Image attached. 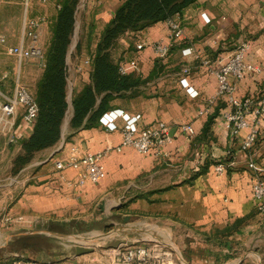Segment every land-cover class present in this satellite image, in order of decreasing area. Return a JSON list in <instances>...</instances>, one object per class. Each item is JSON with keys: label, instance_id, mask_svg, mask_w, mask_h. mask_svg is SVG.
Listing matches in <instances>:
<instances>
[{"label": "crops", "instance_id": "1", "mask_svg": "<svg viewBox=\"0 0 264 264\" xmlns=\"http://www.w3.org/2000/svg\"><path fill=\"white\" fill-rule=\"evenodd\" d=\"M37 2L44 12L30 17L31 0L23 1L25 16L19 44L24 39L25 20L41 19L39 35L45 51L61 3L60 0ZM124 2L79 0L75 11L76 41L71 48L75 51L66 61L71 100L93 85V56L97 45ZM15 4L19 1L0 0V26L9 23L6 10ZM202 14L210 23L203 21ZM179 21L181 37L164 60L155 56L153 45L168 40L170 29L166 21L125 33L111 51V62L120 76L143 82L128 91L112 94L108 111L120 109L129 115L139 114L141 127L164 123L169 128V143L157 156L142 155L131 147L117 151L122 142L120 131L109 132L99 122L90 128L72 129V109L66 127L61 129L59 147L45 151L46 157L39 156L34 165L23 170L25 176L17 182L22 186L20 192L13 198L9 194L17 186L0 185V189L9 188L8 194L0 195V263L14 255L45 264L22 253L20 256L8 253V256L5 244L13 238L31 241L40 234L36 228L42 226H68L95 215L108 217L126 207L131 211L160 214L168 227L169 240L165 243L171 244L173 237L179 241L190 238L191 264H209L218 258H228L229 264H247L248 259L264 264V221L260 219L252 193L254 178L259 176L264 180V111L256 116L253 108L249 110L245 115L248 127L237 135L231 133L224 120L227 112H235L226 98L215 100L207 115H199L217 95L214 71L219 68L220 59L227 58L244 43L250 46L246 62L258 67L260 72H252L243 80L232 79L235 98L239 101L251 98L253 107L264 99V0H198L182 12ZM138 45L144 48L139 51ZM25 61L35 62L41 68L33 86L36 94L44 67L35 60ZM121 67L126 70L125 75L120 74ZM20 71L21 67L18 74ZM153 72L159 74L151 77ZM22 114L19 108L14 118V143L18 144L28 139L34 126L24 124ZM211 117L215 118L203 135ZM182 125L192 126L194 136L182 133ZM253 129L254 144L244 150V141ZM87 154H104L102 165L106 177L97 184L87 182L83 188H76L77 171L71 167L58 170L56 164ZM251 160L256 171L248 168ZM219 162L230 164L222 174L214 170ZM13 228L22 230L7 234ZM61 259L68 261L52 260L46 264L111 262V256L101 261L89 254L64 255Z\"/></svg>", "mask_w": 264, "mask_h": 264}, {"label": "built area", "instance_id": "2", "mask_svg": "<svg viewBox=\"0 0 264 264\" xmlns=\"http://www.w3.org/2000/svg\"><path fill=\"white\" fill-rule=\"evenodd\" d=\"M46 3V0H39ZM203 21L208 24L210 20L205 14L201 15ZM170 35L166 42L161 41L153 45V51L158 59H166L170 54L173 44L181 37L179 16H175L166 21ZM43 20L26 19L24 22V39L21 44L10 45L4 36H0V45L4 48L5 54L15 57L19 62L25 60L38 61L44 67L45 51L40 43L39 29ZM143 45H138L137 50H142ZM250 46L247 43L241 44L230 56L220 59V66L214 71L218 82L216 97L209 102V105L199 112L200 116H205L211 110L214 101L219 98H226L228 106L235 112H227L224 120L228 129L233 135H237L241 130L248 127L245 115L253 108V113L259 116L264 111V99L256 102V107L251 98L239 101L235 98V86L232 79L243 80L252 72H260L258 67H254L246 62V56ZM121 75L126 74L124 67L119 69ZM191 96L195 93L188 88ZM22 108L23 122L26 125H33L38 116V106L33 94L18 80L14 94L11 98L5 97L0 90V135H6L9 142L14 143L15 137L14 118L17 110ZM119 121L121 124L119 125ZM142 116L139 114L129 115L123 110L116 109L105 112L99 118V124L109 132L120 131L122 134L121 145L116 149L121 151L125 147H131L142 155H159L162 147L170 141L169 128L162 122H155L148 127H141ZM180 131L188 136H194L195 131L190 125H182ZM256 138L253 129L246 137L243 149L252 148ZM104 154H87L77 159L73 157L67 162L56 164L58 170L73 168L77 171L76 188H83L87 182L97 184L106 177L105 169L102 165ZM230 167L229 163L220 162L214 166L217 174L226 172ZM248 168L256 171V165L251 160ZM253 198L257 204L260 219L264 221V180L256 176L252 185ZM7 220V219H6ZM12 264H39L34 260L20 259ZM110 264H184L178 257L177 251L171 244L162 241H151L149 244L121 243L114 248L111 254Z\"/></svg>", "mask_w": 264, "mask_h": 264}, {"label": "rangeland", "instance_id": "3", "mask_svg": "<svg viewBox=\"0 0 264 264\" xmlns=\"http://www.w3.org/2000/svg\"><path fill=\"white\" fill-rule=\"evenodd\" d=\"M17 1H19V4L11 5L6 10L9 23L4 26H0V36L6 37L12 44H19L20 42L22 37L21 27L25 16L23 6L24 0ZM63 1L65 0H60V3ZM38 3L39 2H37V0H31V8L28 13L30 17H36L43 14V7H41ZM78 3L79 0L77 5ZM76 26L77 25H74V32L67 54V59H70V54H73L75 51V49L73 50L71 48L74 46V42L76 41ZM2 30L6 31L3 32ZM116 44L117 41L112 49L116 46ZM48 47L49 43H47V46L45 47V53ZM112 49H109L110 57L112 56ZM94 57L95 55L93 56V59ZM19 67H21L20 74H18ZM40 69L41 68H39L35 62L31 61H24L22 64H19L14 57L6 55L0 45V90L5 97L11 98L13 96L14 88L18 80L33 94V96H36L33 86L35 85ZM67 101L68 110L62 125L63 129L66 127L65 122L68 120L70 114L69 112L72 110V100L70 98L69 91ZM22 144L23 142L19 144H11L7 141V136L0 135V185L13 184L17 186L14 189L12 188L11 190L13 191L9 194V196L12 195L13 198L22 188L21 185L17 184V182L24 178L23 176H25V172L23 173V170L31 165H34L35 160L39 158V156L40 159L46 157L48 153L45 151L49 150H42L40 151L42 153L38 152L40 154L36 153L31 162L20 168L21 165L18 164L17 166L16 159L23 154ZM58 147L59 145L51 148V150L57 149ZM8 192V187L0 189V195L2 193L8 194ZM13 198L8 199L7 205L13 200ZM122 210L123 211H120L119 213H113L112 215H108V217L103 218L95 215L94 218L75 221L74 224L68 226L53 225L48 227L42 226L39 229L36 228L40 234L35 235V239L22 242L21 240L13 238V241L5 244L4 251H6L7 254H19V256L22 253L25 257L34 258L45 264L46 262H51L52 260H58L56 263H63L67 262L68 259L63 260L61 259L62 256L76 255V248L82 246L93 250V252L89 255L96 257L101 261H106L109 259V256H111L114 248L121 243L146 245L155 239V241L163 242L169 240L166 237L168 234V227L165 223L167 222H165L160 214L156 215L142 211H131L126 207ZM19 230L22 229L13 228L7 230V234H16ZM188 240H190V238H186L185 241H179L173 237V239H171V245L177 251L178 257L183 263L186 262L187 264H191L189 260L191 255L189 248L190 242ZM17 241L20 243H17ZM1 245L2 244L0 243V246ZM20 259L22 258L11 255L6 259L1 260L0 264H12L14 261ZM23 259L28 260L26 258ZM226 259L228 258L214 259V261H211L209 264H229V261ZM247 264H256V261L248 259Z\"/></svg>", "mask_w": 264, "mask_h": 264}, {"label": "trees", "instance_id": "4", "mask_svg": "<svg viewBox=\"0 0 264 264\" xmlns=\"http://www.w3.org/2000/svg\"><path fill=\"white\" fill-rule=\"evenodd\" d=\"M197 1L125 0L105 28L97 45L93 59V85L85 88L71 101L73 114L70 127L72 129L94 126L108 111L112 94L128 91L143 82L120 76L117 67L111 62L109 49H112L118 38L127 32L141 31L158 22L180 16L185 9ZM77 2L78 0L63 1L53 24L52 38L44 55V72L35 96L38 116L32 134L23 141V154L16 159L17 166L21 165L20 168L31 162L36 153L54 148L61 141V129L68 110L66 60L74 32ZM158 74L159 72H153L151 77H156ZM100 95L103 96L95 109ZM214 118H209L203 135L208 132ZM227 230L229 232V229Z\"/></svg>", "mask_w": 264, "mask_h": 264}, {"label": "water", "instance_id": "5", "mask_svg": "<svg viewBox=\"0 0 264 264\" xmlns=\"http://www.w3.org/2000/svg\"><path fill=\"white\" fill-rule=\"evenodd\" d=\"M92 252H93L92 249H89V248H86V247L79 246V247L76 248V256L77 257L83 256V255H87V254H90Z\"/></svg>", "mask_w": 264, "mask_h": 264}]
</instances>
